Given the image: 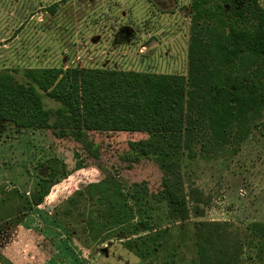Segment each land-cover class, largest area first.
<instances>
[{
	"label": "rangeland",
	"instance_id": "rangeland-1",
	"mask_svg": "<svg viewBox=\"0 0 264 264\" xmlns=\"http://www.w3.org/2000/svg\"><path fill=\"white\" fill-rule=\"evenodd\" d=\"M257 1L264 9V0ZM54 4L58 8L52 14L48 8ZM190 5L191 0H0V70L19 69L20 82H26L28 66L185 74ZM44 103L51 110L60 106L49 98ZM90 138L101 150L98 159L51 131L16 133L0 127V264H198L195 224L202 222L220 223L233 243L243 245L240 264H264V239L257 245L248 232L252 224H264V129L255 131L234 157L200 160L187 171L169 174L186 195L198 189L204 196V217L191 213L185 221L169 218L167 204L151 198L168 174L154 161L136 163L131 155L130 142L147 136L91 133ZM75 153L84 161L79 171ZM50 158L63 160L70 175L44 205L23 216L17 208L36 190V167ZM106 176L117 178L125 191H136V199L150 201L144 207L152 208L149 232L127 239L116 234L118 228L92 236L82 226L85 208L71 220L64 218L74 223L71 236L59 226L62 213H56L66 200ZM17 217L25 218L21 225Z\"/></svg>",
	"mask_w": 264,
	"mask_h": 264
},
{
	"label": "trees",
	"instance_id": "trees-1",
	"mask_svg": "<svg viewBox=\"0 0 264 264\" xmlns=\"http://www.w3.org/2000/svg\"><path fill=\"white\" fill-rule=\"evenodd\" d=\"M190 7L194 14L185 74L28 66L23 71L26 82H20L19 69L0 70V127L16 133L51 131L57 139L74 140L94 159L101 150L91 133L147 136L130 142L131 155L136 163L154 161L168 174L151 198L167 204L171 219L185 221L191 213L203 218L202 193L192 189L186 195L169 174L187 171L200 160L234 157L255 131L264 129V9L257 0H191ZM57 8L48 9L54 14ZM44 98L59 108L48 109ZM75 158V169L82 170L83 158L79 153ZM35 171L36 190L17 208L26 217L70 175L57 158L40 163ZM135 192L106 176L66 200L56 213H62L59 226L71 236L75 230L70 220L85 208L84 233L95 236L119 228L116 234L127 239L147 233L152 229L151 207H144L150 201L136 199ZM18 217L16 224L21 225L25 218ZM195 229L198 264H240L243 245L233 243L220 223H196ZM248 232L262 244L264 224H252Z\"/></svg>",
	"mask_w": 264,
	"mask_h": 264
},
{
	"label": "crops",
	"instance_id": "crops-1",
	"mask_svg": "<svg viewBox=\"0 0 264 264\" xmlns=\"http://www.w3.org/2000/svg\"><path fill=\"white\" fill-rule=\"evenodd\" d=\"M121 1H124V0H121ZM172 12H175V11H172ZM42 27V26H41ZM48 31V30H47ZM46 31V32H47ZM49 32V31H48ZM57 208V207H56ZM40 255H41V252L39 253ZM73 255H74V253H73ZM49 260H52V259H49ZM46 262H48V261H46ZM46 262L45 263H43V264H46Z\"/></svg>",
	"mask_w": 264,
	"mask_h": 264
}]
</instances>
